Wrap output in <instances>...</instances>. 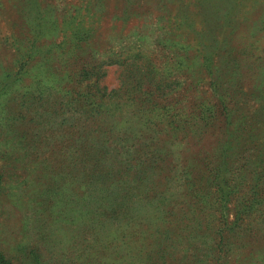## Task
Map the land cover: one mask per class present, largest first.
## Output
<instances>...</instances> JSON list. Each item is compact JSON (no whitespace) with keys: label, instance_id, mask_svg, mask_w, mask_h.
I'll list each match as a JSON object with an SVG mask.
<instances>
[{"label":"rangeland","instance_id":"rangeland-1","mask_svg":"<svg viewBox=\"0 0 264 264\" xmlns=\"http://www.w3.org/2000/svg\"><path fill=\"white\" fill-rule=\"evenodd\" d=\"M37 1L40 10L35 0H0L4 257L12 264H264V0H206L194 8L193 0ZM177 8L201 12L206 73L194 46L173 41L182 38L170 17ZM93 12L102 19L94 37L80 42L77 56L68 46L52 49L51 72H41L49 45L69 43ZM32 30L44 34L35 49L18 40ZM129 52L146 54L161 79L177 85L154 96L153 125L90 120L73 89L81 66ZM105 69L108 90L129 82L116 64ZM207 101L216 118L189 121L193 105ZM244 115H253L251 131H239ZM129 116L126 106L116 120ZM144 134L161 149L152 156L157 166L148 185L122 189L119 161ZM242 135L251 145L238 144ZM95 162L120 175L92 182Z\"/></svg>","mask_w":264,"mask_h":264},{"label":"trees","instance_id":"trees-1","mask_svg":"<svg viewBox=\"0 0 264 264\" xmlns=\"http://www.w3.org/2000/svg\"><path fill=\"white\" fill-rule=\"evenodd\" d=\"M201 1L204 2L206 0H193V2L191 3V7L194 8L195 6H200ZM35 2H37L36 6L40 10V3L37 0H35ZM186 13L187 11L185 12V9L177 8L172 14H170L171 19L173 17L172 23L175 24L174 26H172L176 31L173 29L172 30L175 33H182L181 40H176L174 38L173 41L176 45H178L180 49L183 50H187L188 48L194 46V50L196 51V55L194 56L197 57L200 55L201 52V45L203 43V36L205 35L206 29L204 24L200 20H198V17L200 18L199 15L201 12H197L199 13V15L193 14V12L191 11L190 14ZM93 14L94 12L90 15V24L85 25L83 21V24L82 26H79L78 31L73 33L69 43L54 42L52 45H49L50 47L47 49L46 54H44L42 59H40V64L42 62V65H44L43 71L41 72H51L50 67L47 65V63L49 62L47 58L48 54L51 52L52 49L56 50L57 48L60 51H65L64 47L68 46L67 49L69 50V55H78L77 51L81 50L82 48L81 43L89 37L91 40L97 33V31L100 29L99 24L101 23L102 19H100L99 15H95L93 17ZM187 29L191 30L193 34L187 35ZM29 33L32 36H24L23 40L21 39V37L19 39H16L21 42L24 40H26V43L30 42L31 44L28 48L33 46V48L35 49V43L41 40L44 34L39 31L35 32L33 30ZM77 33L79 34V36L77 35ZM83 35L85 36L84 38ZM24 47L27 48V46ZM225 53L226 57L230 55V52L227 49H225ZM200 56L201 63H199V66H201L204 73H206L207 68H210L211 64L210 57L206 55ZM29 61V54H26L25 62L27 63ZM106 64H116L118 67H120L123 71V76L128 78L129 82H121L116 88L108 90L105 85L101 84V79L106 72ZM85 65L81 66L78 72V76L76 79V84L78 85V88L74 86L73 89L76 90V102L80 103V105L78 106L80 113H90V120L92 121L110 120L114 125L115 123H120L122 125H127L126 127H130L132 125L128 123L133 120H139L138 124L153 125V119L148 117L147 112L152 113L153 111L148 110V108L152 107L154 96H165L171 91L169 90L170 88H173L175 85H177V80L175 79H171L168 81L161 79L160 73L158 72L159 69L153 66L152 59L148 58L146 54L143 53H124L121 56H116L108 59L105 58L102 61L90 63L89 67H86ZM82 86L85 90L84 93L78 91L82 88ZM212 92L216 93L215 91ZM124 96L126 97L124 100L125 102L121 100V98L123 99ZM114 98H116L115 101ZM216 98H218V96H216ZM127 100H130V104H126V102H128ZM126 106H128L130 110V118L116 120ZM216 110L218 109L215 106L214 102L211 103L207 101V104L206 102H201L200 104H196V106L193 105V109L191 110V113L188 116L189 121L192 122L195 121V119H214L217 116ZM118 111L119 115L115 118V115L118 113ZM159 117H163L164 119V117L166 116L164 113H161L159 114ZM252 117L253 115L251 117L244 115L243 119L238 123L239 131L252 130L254 125V121H251ZM144 136L145 137L143 139H145V142H142L141 140L142 144L140 143L141 145H139L138 148L135 147V144L132 145L135 147V149L132 151L129 158L123 159H126V162H122L123 160L119 161V165H121V167L124 169L126 176L125 183H122L120 186L122 189L125 186L127 188L135 187V189H138V186L136 185L139 184L134 183V181L137 182L138 180L141 185H148L149 178L152 177L153 171L157 166V158H153L152 156L159 153L161 149L152 148V139L149 136H146L145 134ZM139 137L140 135L138 136V138ZM240 138L241 142L239 141L238 144L244 143L245 145H251V143L244 135H242ZM228 139L229 138H226L224 141ZM148 140L150 141V143L147 142ZM242 147L243 146H240V148ZM144 148H148V150L146 151V157L144 156V154L140 153ZM98 159L100 158H97V160ZM97 162H95L93 167L90 169V179L92 182L93 180H95V177L108 178V180H110L111 176L120 175L118 174L120 170H117L116 174L111 169H108L106 171L98 168ZM132 162H135V165H133ZM127 163H129V167L126 166ZM122 234L123 233H121V235ZM0 264L12 263L9 262L0 252Z\"/></svg>","mask_w":264,"mask_h":264}]
</instances>
